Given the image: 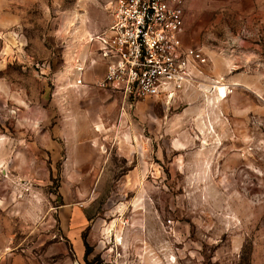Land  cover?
<instances>
[{
  "label": "rangeland",
  "instance_id": "374dc122",
  "mask_svg": "<svg viewBox=\"0 0 264 264\" xmlns=\"http://www.w3.org/2000/svg\"><path fill=\"white\" fill-rule=\"evenodd\" d=\"M186 13L210 91L129 102L77 83L108 0H0V264H264V0Z\"/></svg>",
  "mask_w": 264,
  "mask_h": 264
},
{
  "label": "built area",
  "instance_id": "2783aa9c",
  "mask_svg": "<svg viewBox=\"0 0 264 264\" xmlns=\"http://www.w3.org/2000/svg\"><path fill=\"white\" fill-rule=\"evenodd\" d=\"M188 1L108 0L110 21L91 34L94 51L77 61V83L102 62L104 74L93 84L129 102L172 100L193 88L208 93L209 59L201 47L184 40Z\"/></svg>",
  "mask_w": 264,
  "mask_h": 264
},
{
  "label": "crops",
  "instance_id": "0c3cea01",
  "mask_svg": "<svg viewBox=\"0 0 264 264\" xmlns=\"http://www.w3.org/2000/svg\"><path fill=\"white\" fill-rule=\"evenodd\" d=\"M84 18H83V16H82V22L84 21L83 20ZM86 21L88 20L87 18L85 19ZM85 21V22H86ZM108 23V22H107ZM81 26V25H80ZM101 29H93V32H97V31H100ZM184 40H185V37H184ZM186 43V42H185ZM186 45H188L187 43H186ZM94 70H99V72L98 73H96V74H98V75H96L97 77L98 76H102L103 74H104V71H105V66L103 65V63L102 62H98L95 66H94V69H93V72L95 73V71ZM13 264H23L22 263V261H20V260H18V261H15Z\"/></svg>",
  "mask_w": 264,
  "mask_h": 264
},
{
  "label": "bare ground",
  "instance_id": "6f19581e",
  "mask_svg": "<svg viewBox=\"0 0 264 264\" xmlns=\"http://www.w3.org/2000/svg\"><path fill=\"white\" fill-rule=\"evenodd\" d=\"M218 91L220 92V94H222V96H226V87L224 85H217Z\"/></svg>",
  "mask_w": 264,
  "mask_h": 264
}]
</instances>
